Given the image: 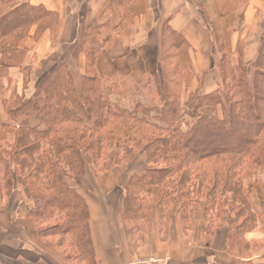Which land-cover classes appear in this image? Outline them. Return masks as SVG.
I'll return each mask as SVG.
<instances>
[{
    "label": "trees",
    "instance_id": "trees-1",
    "mask_svg": "<svg viewBox=\"0 0 264 264\" xmlns=\"http://www.w3.org/2000/svg\"><path fill=\"white\" fill-rule=\"evenodd\" d=\"M127 1L116 4L121 9L117 34L134 14V9L126 8ZM189 1L204 13L221 55L218 90L189 94L182 103L181 88L192 79L187 46L164 23L161 62L166 92L158 103L146 105L145 95L134 87L96 77V54L111 40L100 27L82 33L74 51V58L85 56L79 90L66 64L60 63L39 81L30 97L4 103L0 167L5 186L0 184V193L11 196L8 176L17 175V185L33 202L26 221L39 239L69 262L95 264L87 207L68 181L79 179L87 167L101 176L137 151L145 162L130 178L123 203L122 220L129 238L142 234L150 220L161 223L173 216H178L187 235L196 207L203 205L208 235L226 230L224 251L231 257L229 264H257L251 256L264 241L250 242L246 235L264 232V35L255 61L234 70L229 37L241 15L231 14L228 7L221 9L217 0ZM56 21L55 14L25 5L2 16L0 70L21 61L24 52L15 43L31 26L36 25L40 34ZM112 97L126 105L113 103ZM252 194L260 202L259 214L251 209Z\"/></svg>",
    "mask_w": 264,
    "mask_h": 264
},
{
    "label": "crops",
    "instance_id": "crops-1",
    "mask_svg": "<svg viewBox=\"0 0 264 264\" xmlns=\"http://www.w3.org/2000/svg\"><path fill=\"white\" fill-rule=\"evenodd\" d=\"M230 2V1H229ZM227 0H218L219 7H229ZM118 0H4L0 2V18L25 5L42 8L57 17L54 27L38 34L31 26L15 47L24 52L17 64L0 70V121L5 122L4 103L14 97H30L36 85L54 67L65 63L76 90L85 72V56L73 54L82 33L101 28L110 43L95 57L96 77L102 81L116 79L141 95L153 94L159 99L166 92L165 69L161 62L162 26L167 23L186 42L192 79L181 88V101L189 94L206 95L219 88L220 53L204 13L189 0H128L126 8L134 14L121 34ZM235 12V11H234ZM241 18L237 19L229 37V62L232 69L252 64L264 35V0H246ZM0 40V63L3 59ZM4 45V44H3ZM1 68V66H0ZM220 116V111H218ZM145 162L144 155L133 151L113 170L94 176L89 168L68 185L84 200L88 211V231L95 264H129L139 257H159L167 264H229L224 251L226 230L207 233L204 206L198 205L192 228L187 235L181 230L178 216H173L164 231L157 221L149 231L132 243L122 220L126 187ZM254 213L261 212L256 195L250 196ZM19 186H12L10 198L0 193V264H70L49 243L38 238L26 221V211L32 208ZM250 242L263 243L264 232L256 230L246 235ZM135 244V245H134ZM264 264V246L251 256Z\"/></svg>",
    "mask_w": 264,
    "mask_h": 264
},
{
    "label": "rangeland",
    "instance_id": "rangeland-1",
    "mask_svg": "<svg viewBox=\"0 0 264 264\" xmlns=\"http://www.w3.org/2000/svg\"><path fill=\"white\" fill-rule=\"evenodd\" d=\"M198 2H200V1H198ZM246 2V1H245ZM217 3H218V0H217ZM230 3V6L227 8V10L231 13V14H234V15H237V16H239L240 15V11L242 10V7L244 6V2H229ZM218 6H219V4H218ZM235 11V12H234ZM112 99V102L113 103H115V102H117V103H119L120 105H122V106H124V105H126V103L125 102H121V101H119L117 98H115V97H112L111 98ZM144 100H146V102H145V104L146 105H151V104H153L154 102H156V103H158V99H156V98H154L153 97V94H149L148 96L146 95L145 96V99ZM9 139V138H8ZM13 167V166H12ZM87 168H89V167H87ZM90 169V168H89ZM91 170V169H90ZM92 171V170H91ZM4 172H3V169L0 167V184L1 185H3V186H5V184H3V174ZM93 173V172H92ZM94 175V174H93ZM95 176V175H94ZM82 177V176H81ZM80 177V178H81ZM8 180L9 181H12V186L13 185H17V175H9L8 176ZM18 186V185H17ZM20 188V187H19ZM7 192V191H6ZM10 198V197H9ZM154 221H157V223H158V226H159V229L161 230V231H164L165 229H166V227H167V224L169 223V221L170 220H168V221H162L161 223H159V221L156 219V218H154L153 220H150V222H148L146 225H145V227H143L142 229H141V233L142 234H144V233H146L147 231H149V229H150V225L154 222ZM142 234H137V235H133L132 237H130V240H131V242L132 243H136V241H137V239L142 235ZM135 245V244H134ZM60 252V251H59ZM156 258H159V257H156ZM159 259H161V258H159ZM135 260V259H134ZM162 260H164V259H162ZM165 261V260H164ZM70 264H82V263H78V262H73V261H70L69 262ZM166 264H167V262H166ZM211 264V263H210ZM218 264V263H217ZM220 264V263H219ZM222 264V263H221Z\"/></svg>",
    "mask_w": 264,
    "mask_h": 264
},
{
    "label": "built area",
    "instance_id": "built-area-1",
    "mask_svg": "<svg viewBox=\"0 0 264 264\" xmlns=\"http://www.w3.org/2000/svg\"><path fill=\"white\" fill-rule=\"evenodd\" d=\"M129 264H166V261L149 256V257H139L131 261Z\"/></svg>",
    "mask_w": 264,
    "mask_h": 264
}]
</instances>
